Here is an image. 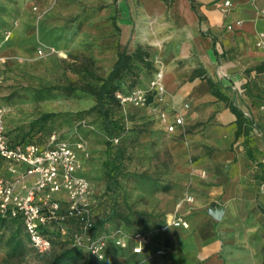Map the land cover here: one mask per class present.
Wrapping results in <instances>:
<instances>
[{"label": "crops", "instance_id": "obj_1", "mask_svg": "<svg viewBox=\"0 0 264 264\" xmlns=\"http://www.w3.org/2000/svg\"><path fill=\"white\" fill-rule=\"evenodd\" d=\"M45 1L56 2L8 1L5 48L13 59L35 54L29 7ZM56 11L62 21L74 19L69 30L85 59L108 69L118 45H144L155 71L140 77L137 89L147 90L156 72L163 76L164 91L148 96L147 117L134 133L167 168L155 190L148 184L133 195L135 210L150 218L116 227L147 231L149 242L140 255L112 250L114 261L264 264V47L257 46L264 0H58ZM175 117L183 125L169 133ZM175 220L187 227L162 230ZM163 246L166 255L156 256Z\"/></svg>", "mask_w": 264, "mask_h": 264}, {"label": "rangeland", "instance_id": "obj_2", "mask_svg": "<svg viewBox=\"0 0 264 264\" xmlns=\"http://www.w3.org/2000/svg\"><path fill=\"white\" fill-rule=\"evenodd\" d=\"M57 7L58 0L45 1L29 7V14L34 17L35 30L31 39L35 54H29L25 60L13 59L6 52L5 44L10 38L5 41L3 34L6 31L11 32L10 28L0 34V56L4 60L1 69L3 78L0 81V111L3 125H5V117H8L12 129L24 128L30 126V123L42 113H55L51 121L61 128L59 129L61 133H66V140L82 146V150L77 152V159L81 165L80 172H83V176L96 181V190L100 193L106 191L105 176L112 171L110 149L120 148L123 145L126 151L118 176L119 184L114 195L109 192L110 198L113 197L109 203L117 202L124 215L135 217V213L138 212L134 208L133 195L142 190L146 191L148 184L155 190L167 166L165 161L160 160V158L163 160V156H159L149 150L147 145L138 142V137L134 133L136 127L140 125L138 123L140 118L143 120L147 117L142 115L145 112L144 108L120 105L119 115L126 134L121 144L113 142L115 136H107L96 114L81 115L80 119L77 117L78 119L75 120L69 117L77 116L81 110L89 111L91 102L64 91V88L75 83L77 78L63 71V63H80L85 61L87 54L83 45L75 44L77 33H70L69 24L74 19L60 20ZM12 15V12L3 7L0 19L9 24ZM103 73L104 70L99 74ZM145 124L148 122H144ZM37 129L38 126H35L34 132ZM17 134L19 137L23 136L22 132ZM17 179H20V186L33 181L31 176L23 179L19 176ZM139 200L144 201L143 198ZM109 223L112 228L118 226V220L115 218L109 220ZM2 257L0 253V259ZM14 264H36V262L29 257L24 262Z\"/></svg>", "mask_w": 264, "mask_h": 264}, {"label": "built area", "instance_id": "obj_3", "mask_svg": "<svg viewBox=\"0 0 264 264\" xmlns=\"http://www.w3.org/2000/svg\"><path fill=\"white\" fill-rule=\"evenodd\" d=\"M223 5L226 9L231 8L228 1ZM3 36L7 41L11 33L6 31ZM257 46L264 47V35H261ZM3 64L0 56V81ZM163 91V76L159 71L149 81L147 90L136 88L127 94L116 92L115 98L120 105L145 108L149 106L148 96L152 92L157 95ZM1 114L0 111V214L21 220L28 244L35 252H49L52 241L47 232L55 230L65 235L67 223L73 221L78 225L79 234L73 238L71 246L88 253L98 262L105 260L110 246L121 251L129 250L133 255L143 254L149 242L148 234L115 228L101 235H90L93 191L89 181L80 176L81 165L77 159V152L82 150L80 144L74 145L62 139L59 132H52L42 146L35 143L11 145ZM182 125L183 118L175 117L166 129L175 133ZM113 142L118 140L113 139ZM19 176L21 179L33 177L32 184L20 187ZM168 226L186 228L187 223L175 220L162 230ZM167 250V247H160L155 255L162 257ZM98 256L104 259L100 260Z\"/></svg>", "mask_w": 264, "mask_h": 264}, {"label": "trees", "instance_id": "obj_4", "mask_svg": "<svg viewBox=\"0 0 264 264\" xmlns=\"http://www.w3.org/2000/svg\"><path fill=\"white\" fill-rule=\"evenodd\" d=\"M2 6L8 9L6 0H0V13L3 11ZM9 25L10 23H4V20L0 19V34L2 31L9 29ZM102 70H104V73L99 74L100 72L102 73ZM63 71L71 73L77 78V81L64 88V91L74 93L75 97L84 98L91 102L90 107H88L89 111L81 110L77 116L69 117L75 120L82 117L81 115L96 114L107 136H115V139L121 144L126 134L124 124L119 115L120 104L115 98V93H130L138 87L140 77L151 75L155 71L149 48L144 45H136L134 49L128 50L118 45L117 60L111 68H103L97 65L92 58H88L80 63L64 62ZM149 101L150 99H148ZM236 115L238 116V133H240L242 117L238 113ZM54 117L55 113H42L30 123V126L19 129H12L11 121H9L8 117H5L4 128L9 143L11 145L35 143L42 146L52 132H59L61 138L65 139L66 133H61V130H59L61 128L55 126L51 121ZM35 126H38V129L34 132ZM18 132H22L23 136L19 137ZM31 133L34 135H30ZM110 150L112 171L105 176L106 191L104 190V192L100 193L95 190L96 181L83 176V172H80V176L89 181L93 191V227L92 231H89L90 235L93 236L106 233L109 229H115L109 225V220L112 218L118 220V225L127 228L132 226L133 216L124 215L120 211L117 202L112 201L109 203L110 199L113 198H110L109 192L114 195L115 189L119 184L118 176L121 172L126 149L121 145L120 148ZM261 181L264 183V178ZM135 216L142 219L150 218L146 212L135 213ZM151 218L157 220L158 216L154 217L151 215ZM131 233L148 234L147 231L137 230ZM76 234H79V228L73 221L67 223V233L65 235H61L55 230L47 232V235L51 236L52 249L49 252L39 254L29 246L21 220L0 214V253L3 256L0 259V264L21 263L29 257L33 258L36 264H117L114 261V257L110 255L112 250L114 252L118 251L114 247H109L105 260L102 262H98L88 253L72 247L71 243Z\"/></svg>", "mask_w": 264, "mask_h": 264}, {"label": "clouds", "instance_id": "obj_5", "mask_svg": "<svg viewBox=\"0 0 264 264\" xmlns=\"http://www.w3.org/2000/svg\"><path fill=\"white\" fill-rule=\"evenodd\" d=\"M93 254H96V253L94 252ZM98 258H99L100 260H103V259H104L103 256H98Z\"/></svg>", "mask_w": 264, "mask_h": 264}, {"label": "water", "instance_id": "obj_6", "mask_svg": "<svg viewBox=\"0 0 264 264\" xmlns=\"http://www.w3.org/2000/svg\"><path fill=\"white\" fill-rule=\"evenodd\" d=\"M215 215H218L217 213Z\"/></svg>", "mask_w": 264, "mask_h": 264}]
</instances>
